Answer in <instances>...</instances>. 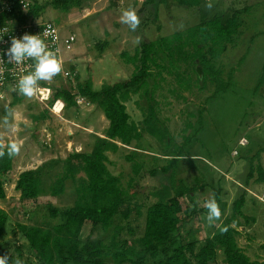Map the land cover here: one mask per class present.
Returning a JSON list of instances; mask_svg holds the SVG:
<instances>
[{"label": "rangeland", "instance_id": "rangeland-1", "mask_svg": "<svg viewBox=\"0 0 264 264\" xmlns=\"http://www.w3.org/2000/svg\"><path fill=\"white\" fill-rule=\"evenodd\" d=\"M49 1L26 0L46 6L40 21H53L61 26L62 35L74 34L75 40L70 46L61 48L62 58L65 65L76 69L80 81L89 80L94 90L132 75L134 67L119 58L121 51L132 52L140 41L169 37L214 16L244 9L239 32L226 51L214 61L215 66L224 71L222 80L227 78L229 70H234L232 85L211 98L208 97L213 86L196 89L192 85L187 89L179 84L170 90H162L161 94H165L166 99L161 100L158 95L157 98L160 99L159 115L169 128L167 142L160 143L144 133L135 144L138 149L129 146L121 147L115 153H106L110 160L109 170L120 177L124 187L132 176L131 162L125 159V155L133 153L143 164L136 183L140 201L146 204L155 201L150 192L170 180L167 176L165 180L153 177L149 170L165 165L171 155L182 154L176 164L174 184L181 180L187 186L196 185L198 189L193 194L194 199L200 207L206 208L192 217L190 223L183 225L184 237L189 241L201 243L213 230L214 222L206 220V204L214 198L216 189H221L220 197L227 203V212L231 210L232 202L244 194L242 212L253 216L255 221L243 226L244 231L237 238L238 244L250 257L264 260V251L259 248V244L264 243V183L246 182L250 157L264 148V0H200L197 7L169 1L158 6L157 21L152 20L150 7L140 6L142 0L135 6L128 0H115V4H111V0H80L78 6L68 11L52 9L47 4ZM128 8L135 9L140 21L135 31L120 22L121 13ZM103 41L107 43L100 53L98 44ZM175 60L169 64L171 69L177 70L178 65L181 69L188 68L185 62ZM189 71L192 75V70ZM185 75L188 80L189 74ZM75 83L74 79H68L65 85ZM177 95L182 98H176ZM11 100L12 96L0 98V149L7 143L16 142L20 150L12 169L2 176L6 197L0 201V207L9 215L3 246L14 261L18 246L26 262L38 264L25 239L19 233L12 234L11 229L17 224H49L51 219L47 206H71L75 199L74 184L67 180L65 192L56 197L44 194L37 199L22 200L14 189L17 176L22 170L35 168L48 159L65 158L73 151L89 152L95 141L104 137L108 120L97 106L88 103L64 108L59 116L53 113L55 130L51 131L46 122L34 119L46 108L43 103L26 95L14 105H10ZM126 106L131 120L140 124L144 98L133 94ZM185 124L190 126L186 132ZM262 161L264 163V153ZM180 202L183 209L189 211L190 201L181 197ZM128 226L134 230V236L128 230L124 231V236H138L143 229V217L138 220L131 217ZM89 235L103 237L100 228L86 222L81 238Z\"/></svg>", "mask_w": 264, "mask_h": 264}, {"label": "trees", "instance_id": "trees-1", "mask_svg": "<svg viewBox=\"0 0 264 264\" xmlns=\"http://www.w3.org/2000/svg\"><path fill=\"white\" fill-rule=\"evenodd\" d=\"M169 1L186 7L200 4V0H143L142 8L150 7L152 20L157 21L158 6ZM6 2H12V8L3 11L1 19H10L18 24L42 20L46 7L30 2L23 8L19 0H0V7ZM47 4L52 9L68 11L78 6L80 0H50ZM111 4H115V0H111ZM243 10L214 16L184 31L174 32L169 37L140 41L132 52L121 51L119 58L134 67L128 79L94 90L89 80L80 81L76 74L75 85H61L55 90L48 102L49 107L56 100L63 102V109L77 107L79 104L75 96L80 95L103 112L108 126L104 137L98 138L89 152L73 151L65 158L48 159L18 174L14 189L22 200L37 199L44 194L56 197L65 192L67 180L74 184L75 199L71 206H47L51 219L49 224H17L11 229L12 234L19 233L25 239L38 264H109V261L113 264H264V260L250 257L238 244L237 238L242 232L239 227L249 226L251 221H255L253 216L242 212L244 194L232 202L231 210L227 212V203L220 197L221 189H216L214 199L221 211L220 219L216 220V223L220 221L219 224L216 225L214 221L213 230L203 242L189 241L184 237L183 225L203 211L205 206L200 207L194 199L193 194L198 189L196 185L187 186L181 180L174 184L176 164L182 154L171 155L165 165L149 170L153 177L159 176L165 180L167 176L170 180L151 191L150 195L155 201L146 204L140 201L136 183L143 164L136 160L135 154L125 155V159L131 162L132 176L124 187L120 177L109 170L110 160L106 153H115L121 147L138 149L135 144L144 133L155 137L160 143L167 142L169 128L159 115L160 99L157 98L158 95L161 100L166 99L167 96L161 94L165 89L170 90L179 84L187 89L192 85L196 89L213 86L212 94L208 97L211 98L232 85L234 70H229L227 78L222 80L224 71L216 67L214 61L226 51L239 32ZM157 29L160 30V27ZM106 43L98 44L100 53ZM176 58L185 62L188 68L181 69L178 65L177 70L171 69L169 64L176 62ZM70 68L74 70L73 66ZM180 72L183 74L178 75ZM186 73L189 74L188 80ZM262 78L263 74L260 80ZM133 94H139L145 102L140 124L132 121L127 111L126 102ZM23 96L13 95L10 105L19 102ZM176 98L182 96L177 95ZM34 119L46 122L51 131L55 130V115L49 108H44ZM189 127V124L185 126V132ZM6 145L0 151L6 152ZM263 153L264 148L250 157L247 183L250 180L264 183ZM14 157L7 154L0 157V199L6 197L2 176L12 169ZM181 197L192 204L189 211L183 209ZM131 217L134 220L143 217V229L138 236L126 238L124 233L127 230L134 236V230L128 226ZM8 222V213L0 207V255L6 254L3 238ZM86 222L100 228L103 237L89 235L82 239ZM124 222H127V226ZM221 228L226 231L222 232ZM259 248L264 251V243H260ZM16 251V260L20 264H30L22 258L18 246Z\"/></svg>", "mask_w": 264, "mask_h": 264}, {"label": "built area", "instance_id": "built-area-1", "mask_svg": "<svg viewBox=\"0 0 264 264\" xmlns=\"http://www.w3.org/2000/svg\"><path fill=\"white\" fill-rule=\"evenodd\" d=\"M22 7L26 8L29 2L26 0H19ZM12 8V2H6L0 7V98L22 95L18 89V80L24 74L34 69V61L31 58H26L20 64H16L14 61L9 62L7 55V49L10 47L13 37L20 38L25 33L39 34L49 50L55 52L62 62V70L60 73L53 76L50 81H39V90L31 97L35 100L43 103L46 108H49L53 113L59 114L63 109V102L61 110L54 112L55 104L59 101L56 100L49 107L48 102L52 98L55 90L61 85H65L68 79H74L77 74L76 69L72 70L67 65L61 55V48L63 46H70L75 40L74 34L62 35L60 32L61 26L57 25L53 21H35L26 22L22 24L15 23L10 19H1L3 11H10ZM75 100L79 105H88L86 99L80 95L75 96Z\"/></svg>", "mask_w": 264, "mask_h": 264}, {"label": "clouds", "instance_id": "clouds-1", "mask_svg": "<svg viewBox=\"0 0 264 264\" xmlns=\"http://www.w3.org/2000/svg\"><path fill=\"white\" fill-rule=\"evenodd\" d=\"M120 22L127 25L132 31H135L140 23L138 15L133 8L125 9L121 13ZM7 55L9 62L14 61L17 65L26 58H31L35 62L34 69L21 76L18 80L19 92L29 97L39 90V81H50L53 76L62 70V62L57 54L47 48L44 39L39 34L25 33L20 38L13 37L10 47L7 49ZM7 123L5 121V124ZM19 150L20 145L18 143L10 142L6 145V152L0 151V157H3L5 154L13 157L18 154ZM206 207L208 210L206 220L209 223L220 219L221 211L214 198L207 202ZM220 230L222 232L226 231L224 228ZM0 264H10V258L7 254L0 255ZM11 264H20V262L12 259Z\"/></svg>", "mask_w": 264, "mask_h": 264}, {"label": "crops", "instance_id": "crops-1", "mask_svg": "<svg viewBox=\"0 0 264 264\" xmlns=\"http://www.w3.org/2000/svg\"><path fill=\"white\" fill-rule=\"evenodd\" d=\"M128 1H130V5H132V6H135V5H137L138 4V1L139 0H137V3L135 4L134 3V0H128ZM142 2H143V0L140 2V6H142ZM171 2V1H170ZM141 9V8H140ZM1 150V149H0ZM17 155V154H16ZM16 155H15V157H16ZM15 157H14V159H15ZM14 159H13V161H14ZM13 163L14 162H12V166H13ZM23 171V170H22ZM14 185H15V183H14ZM18 192V191H17ZM1 200H4V199H0V201ZM191 222V221H190ZM190 222H188V223H190ZM219 222L220 221H217V223H216V221H215V223H216V225H218L219 224ZM239 230H241V231H244V228L243 227H239Z\"/></svg>", "mask_w": 264, "mask_h": 264}, {"label": "bare ground", "instance_id": "bare-ground-1", "mask_svg": "<svg viewBox=\"0 0 264 264\" xmlns=\"http://www.w3.org/2000/svg\"><path fill=\"white\" fill-rule=\"evenodd\" d=\"M61 106H62V103H61V100H59V101L55 104L54 112H59V111L61 110Z\"/></svg>", "mask_w": 264, "mask_h": 264}]
</instances>
